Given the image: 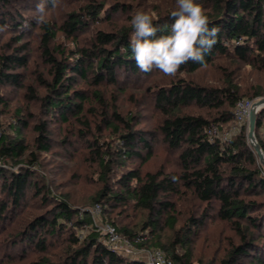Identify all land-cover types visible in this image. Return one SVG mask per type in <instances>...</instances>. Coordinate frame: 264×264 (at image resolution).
<instances>
[{
    "label": "trees",
    "instance_id": "16d2710c",
    "mask_svg": "<svg viewBox=\"0 0 264 264\" xmlns=\"http://www.w3.org/2000/svg\"><path fill=\"white\" fill-rule=\"evenodd\" d=\"M211 1L214 7L206 15L209 18V27L219 28L217 43L205 55L203 64L189 62L181 66L178 72L195 73L202 67L215 64L216 59H230L233 63H244L264 71V0ZM49 2L51 0L47 3ZM10 3V0H0V28L5 29L10 24L7 20L11 16L7 10ZM104 7V4L90 0L69 13L60 26L51 20L39 24L36 18L26 13H20V21H16L13 16L11 21L16 22L7 28L14 29L16 34L11 35V43L7 42L0 47V106L7 104L2 95L5 86L23 85L25 77L20 70L28 66L30 57L29 41L26 40L28 26H39L42 31L43 56L51 66L52 78L43 81L47 89L44 96L39 97L31 87L30 97L41 99L46 109L52 114L57 113L63 122H69L70 115L76 116L88 130L84 133H90V124L80 116H84L90 96L87 90L77 88L79 78L95 88V98L105 105L99 87L105 81L117 84L120 81L119 70L152 75L154 69L144 73L136 65L129 44L132 25L118 32L99 30L91 40V46L79 47L76 41L78 33L88 28L90 22L99 19ZM114 8L116 11L124 9L119 4H114ZM172 11L154 18V26L159 29L157 36L171 33ZM58 31L75 39L77 45L70 50L58 45L55 51L60 52L61 57L51 49V42L57 38ZM227 84L228 86L222 87L204 86L186 78H178L155 88V105L164 115L158 130L164 136L168 148L178 152L180 171L167 172L161 167L144 173L140 166L125 169L127 161L132 158L141 160V164L152 160L157 133L155 130L136 128L138 122L134 125V115H129L126 119L118 111H114L113 118H109L107 111H104L105 122L118 137L115 148L99 139L89 143L91 154L94 155L92 159L99 162L101 168L103 187L99 193L90 204L83 205L82 208L69 204L65 198L58 199L53 209L35 217L23 231L12 238L14 245L19 242H24L26 246L35 244V247L45 251V235L50 234L52 238L60 239L66 231L70 232L66 240L69 246L64 249L65 256L60 257L55 264H148L142 259L132 258L108 247L102 241V232L96 226L82 240L78 238L76 231H72V228L82 230L93 224L92 212L87 206L100 204L104 213L109 214L107 221L115 225L124 238L134 240L149 230L152 233L151 238L147 236L140 246L162 249L177 264H193L190 238L201 231L212 217V211H217L219 218L231 222L239 231L241 240L239 244H233L220 264H240L245 258H251V264H264V167L248 141L245 126L229 141L211 135L213 127L231 125L236 119L238 103L244 99L239 87H232L230 80ZM194 104L216 109L219 113L209 118L201 114L182 112L181 108ZM23 123L28 125L24 120ZM263 125L264 108L257 116L256 130H261ZM35 129L38 133L36 146L42 151H51L48 122L37 124ZM260 144L264 149V141ZM29 149L19 134L14 139L1 133L0 162L3 159L20 160L29 153ZM29 155L31 163H35L34 152L30 151ZM114 168L125 169L115 182L109 177ZM3 172L4 169L0 167V175ZM30 176L28 170L23 173L12 172L10 178L5 180L4 186L14 204L19 205L22 201L31 183ZM173 177L177 179L174 180ZM35 186L38 193H41L37 182ZM258 190L262 197L260 201L244 196L254 192L256 194ZM188 191L201 202L200 210L191 212L182 227L176 230L180 211L172 197L187 195ZM47 198L44 195L45 201ZM131 201L134 203L133 209L147 213V220L139 228H130L129 225L118 228L111 211L115 209L113 207L127 206ZM259 206L261 214L249 213ZM5 209L1 207V212ZM243 220L248 221V228H244ZM165 227L175 230L172 239L163 240L161 234L156 236ZM252 228L259 229V233L250 234L248 230ZM257 236H260V252L253 254L251 249H255ZM179 249H182V253Z\"/></svg>",
    "mask_w": 264,
    "mask_h": 264
},
{
    "label": "rangeland",
    "instance_id": "374dc122",
    "mask_svg": "<svg viewBox=\"0 0 264 264\" xmlns=\"http://www.w3.org/2000/svg\"><path fill=\"white\" fill-rule=\"evenodd\" d=\"M88 1L90 0H58L55 6L49 2L46 4L47 20H51L60 26L69 13L77 10L79 6L86 4ZM95 1L104 4L105 7L99 19L90 22L88 28L78 33L76 41L79 47L91 46V40L99 30L118 32L129 27L132 16L138 10L150 14L154 13V18H158L160 15L176 8L175 0ZM10 2L7 8L9 15L11 14L7 17L10 24L0 32L1 48L5 43H11V35L16 34L14 29L7 27H10L11 23L20 21V13H26V15L36 18V5L39 0H10ZM197 3L203 7L205 14L212 12L214 3L211 0H197ZM114 4H119L120 8L124 9L116 11ZM13 16L16 21H11ZM27 31L26 40L29 41L30 46L29 64L20 70L23 77H25L22 86H5L2 90V95L7 104L0 106V136L2 133L15 139L19 134V137L25 140L30 147L28 152H34L33 158L36 162L31 163L29 153L17 161L3 159L0 162V167L4 169L3 174L0 175V264H35L37 262L55 264L59 262L60 257L65 256L64 249L69 246L66 240L69 238L70 232L65 231L60 239L52 238L50 234L45 235L47 239L45 251L42 248L35 247V244L26 246L24 242H19L14 245L12 238L23 231L35 217L46 214L53 209L58 199L63 200L65 198L69 201V204L82 208L83 205L90 204L99 193L103 187L101 168L99 162L92 159L94 155L91 154L89 143L99 139L100 142L110 143L115 148L118 137V134L105 122L104 111H107L109 118H113L114 111H118L126 119L129 118V115H134V125L138 122L136 128L149 131L155 130L157 133L156 140L153 143L154 156L152 160L150 159L147 163L141 164V160L132 158L127 161L125 169L140 166L145 173L149 170L156 171L164 167L167 172H171L180 171L181 167L178 152L168 148L164 136L158 130L164 119L163 113L155 105V96H153L158 85L168 84L172 79L186 78L204 86L222 87L228 86L227 81L230 80L232 87H239L243 95L242 98L255 101L264 99V71L254 69L251 65L244 63H233V60L230 59H216L215 64L202 67L195 73L177 72L175 76L164 75L156 69L149 76L141 73L134 74L130 70L122 69L119 70L118 77L120 81L117 84H109L105 81V84L99 87L105 105L95 98L93 94L95 88L93 86L81 78L78 79L77 88L87 90L90 96L84 116H80L87 119L90 124V133H84L88 130L79 118L70 115V121L63 122L57 113L52 114L46 109L41 99L30 97L32 94L31 87L39 97L44 96L47 89L43 85V81L52 78L51 66L46 63L43 56L40 27L28 26ZM76 41L58 31L57 38L51 42V49L58 57H61L60 52L55 51V48L60 45L61 48L67 50L74 49L77 46ZM181 109L183 113L201 114L209 118H213L219 113L216 109L195 104ZM22 119L28 125L24 124ZM45 121L49 125L50 144L52 146V150L48 152L39 149L35 142L38 134L35 127ZM244 126L246 127L248 141L252 146L249 137V117L240 121L236 117L231 125L225 124L221 127H213L211 135L229 141L239 134ZM255 136L259 144L264 141V125L261 130L255 131ZM258 160L261 163L259 157ZM125 169L114 168L109 177H112V181L115 182ZM26 170L31 173V183L20 204L16 205L4 183L5 180L10 178L12 172L23 173ZM35 182L38 183V188L42 190L41 193H38ZM183 190L186 189L183 188ZM254 193L245 194L244 196L248 199L260 201V198H262L260 190L256 194ZM44 195L48 197L47 201L44 200ZM172 200L177 203L180 211L176 224L177 230L182 227L185 218L191 212L200 210L201 202L190 191L187 192V195L173 196ZM133 204V201H131L127 206L113 207L115 209L111 211V216L112 219L116 220L118 228L128 225L130 228H139L147 220V213L143 210L133 209ZM94 206L87 207L93 208ZM1 207H5V211L1 212ZM121 211L122 213H120ZM216 212L212 211V217L207 220L201 231L190 238L191 244L189 245L193 253V264H220L221 259L227 255L233 244L237 245L241 242L239 231L235 229L231 222L219 218ZM249 213L251 215L261 214L260 206L256 210H250ZM108 215V213H104V208H102V213L99 216L95 217L92 213L93 224H90L93 225L92 227L82 230L72 228V231H76L78 238L82 240L94 226L110 223L107 221ZM247 223V220H243L244 228L247 227ZM248 232L257 234L259 229L252 228ZM119 233L121 234V232ZM144 234L150 238L152 236L149 230ZM159 234L162 235L163 240H168L172 239L175 230L165 227L158 231L156 236ZM257 238L255 249H251L253 254L260 252V236H257ZM25 247L28 252L24 249ZM149 249L155 248L149 247ZM179 251L182 253V249H179ZM130 257L136 258V256ZM242 261L240 264L253 263L251 258H245Z\"/></svg>",
    "mask_w": 264,
    "mask_h": 264
},
{
    "label": "clouds",
    "instance_id": "9594fccd",
    "mask_svg": "<svg viewBox=\"0 0 264 264\" xmlns=\"http://www.w3.org/2000/svg\"><path fill=\"white\" fill-rule=\"evenodd\" d=\"M39 0L36 5V22H47L46 4ZM58 0H51L55 6ZM176 8L170 13L171 33L157 36L155 14L138 10L131 18L133 31L130 48L141 72L153 69L167 76H175L181 66L189 62L203 64L205 55L217 43L218 27H209V18L197 0H175ZM0 28V31H3ZM173 179H177L173 177Z\"/></svg>",
    "mask_w": 264,
    "mask_h": 264
},
{
    "label": "built area",
    "instance_id": "2783aa9c",
    "mask_svg": "<svg viewBox=\"0 0 264 264\" xmlns=\"http://www.w3.org/2000/svg\"><path fill=\"white\" fill-rule=\"evenodd\" d=\"M258 101L246 98L240 100L236 110L237 119L240 121L250 117L251 110ZM87 209H89L95 217L102 213V206L100 204L95 205L93 208L88 207ZM92 226L93 225H87L86 228ZM96 227L102 232V241L118 253L128 256H136V258L142 259L148 264H177L170 259L162 249H149L148 247L140 246L139 244L147 238L146 234H142L134 240H130L123 238L118 232L116 226L112 223H106L102 226L96 225Z\"/></svg>",
    "mask_w": 264,
    "mask_h": 264
},
{
    "label": "water",
    "instance_id": "95a60500",
    "mask_svg": "<svg viewBox=\"0 0 264 264\" xmlns=\"http://www.w3.org/2000/svg\"><path fill=\"white\" fill-rule=\"evenodd\" d=\"M263 108H264V99H261L255 103L254 107L251 110V114L249 117V121H250L249 137L251 139L252 146L254 147L261 163L264 166V149H262L261 145L259 144L255 136L257 116Z\"/></svg>",
    "mask_w": 264,
    "mask_h": 264
},
{
    "label": "bare ground",
    "instance_id": "6f19581e",
    "mask_svg": "<svg viewBox=\"0 0 264 264\" xmlns=\"http://www.w3.org/2000/svg\"><path fill=\"white\" fill-rule=\"evenodd\" d=\"M258 108H259V107H258ZM256 109H257V107H256ZM256 109H255V110H256Z\"/></svg>",
    "mask_w": 264,
    "mask_h": 264
}]
</instances>
